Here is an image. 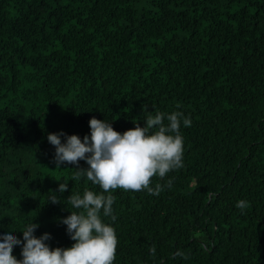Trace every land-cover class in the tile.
Listing matches in <instances>:
<instances>
[{"label":"trees","instance_id":"trees-1","mask_svg":"<svg viewBox=\"0 0 264 264\" xmlns=\"http://www.w3.org/2000/svg\"><path fill=\"white\" fill-rule=\"evenodd\" d=\"M156 111L191 118L184 166L158 196L111 193L114 264H264V0H0V236L34 222L71 247L68 197L101 189L73 179L84 160L57 169L48 135Z\"/></svg>","mask_w":264,"mask_h":264},{"label":"clouds","instance_id":"clouds-1","mask_svg":"<svg viewBox=\"0 0 264 264\" xmlns=\"http://www.w3.org/2000/svg\"><path fill=\"white\" fill-rule=\"evenodd\" d=\"M191 124V118L183 112L166 115L156 111L146 116L143 127L136 123L135 128L124 133L114 130L111 123L92 118L90 136H85L83 141L77 135H48V142L56 150L57 169L65 163L79 166L84 160L89 167L76 171L73 179L85 176L99 186L101 193L85 189L82 195L72 191L68 197L67 203L74 211H70L71 215L62 223L74 241L71 247L50 248L46 243L51 239L50 234L37 238L34 233L39 225L33 222L20 231L23 240L11 231L0 236V264H114L118 239L115 229L104 220L117 219L113 213L115 198L111 193L121 189L147 191L158 196L164 186L157 183L153 188L152 180L154 177L164 180L170 172L184 166V140L180 129L182 125L187 128ZM61 136L66 137V142H62ZM57 182L61 194L68 191V182ZM171 185L172 180H167L166 186ZM49 200L53 204L61 203L55 194ZM236 207L243 211L247 202L238 201ZM16 246L22 247V259L13 255ZM149 251L154 256L155 246ZM175 255L183 256V253Z\"/></svg>","mask_w":264,"mask_h":264}]
</instances>
